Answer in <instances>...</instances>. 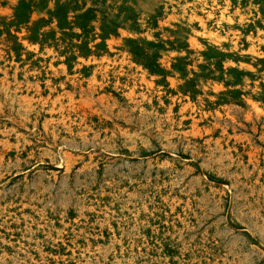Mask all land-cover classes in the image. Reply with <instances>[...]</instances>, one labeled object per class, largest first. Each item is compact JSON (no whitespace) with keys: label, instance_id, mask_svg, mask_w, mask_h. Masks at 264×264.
Returning <instances> with one entry per match:
<instances>
[{"label":"rangeland","instance_id":"rangeland-1","mask_svg":"<svg viewBox=\"0 0 264 264\" xmlns=\"http://www.w3.org/2000/svg\"><path fill=\"white\" fill-rule=\"evenodd\" d=\"M0 264H264V0H0Z\"/></svg>","mask_w":264,"mask_h":264},{"label":"bare ground","instance_id":"bare-ground-1","mask_svg":"<svg viewBox=\"0 0 264 264\" xmlns=\"http://www.w3.org/2000/svg\"><path fill=\"white\" fill-rule=\"evenodd\" d=\"M200 21H201V26L205 29V31H207L205 33H208V36L212 37L213 35L218 34L217 32H215L213 30L207 29L206 28L207 26H206V24H205V22L203 20H200ZM241 31L242 30H234V31H232V34L234 35L235 40H237L239 38V36L241 35ZM247 38L250 39V41L252 40V36L251 35H249Z\"/></svg>","mask_w":264,"mask_h":264}]
</instances>
